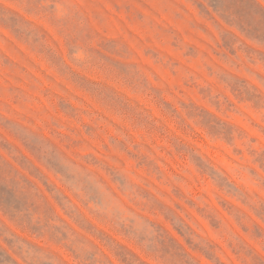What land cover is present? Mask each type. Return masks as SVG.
<instances>
[{
  "label": "rangeland",
  "instance_id": "obj_1",
  "mask_svg": "<svg viewBox=\"0 0 264 264\" xmlns=\"http://www.w3.org/2000/svg\"><path fill=\"white\" fill-rule=\"evenodd\" d=\"M0 264H264V0H0Z\"/></svg>",
  "mask_w": 264,
  "mask_h": 264
}]
</instances>
